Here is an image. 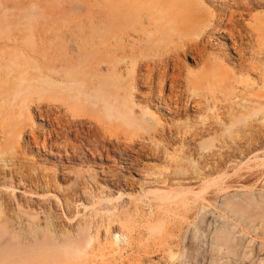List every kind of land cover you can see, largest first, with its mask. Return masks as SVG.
<instances>
[{
  "label": "rangeland",
  "instance_id": "rangeland-1",
  "mask_svg": "<svg viewBox=\"0 0 264 264\" xmlns=\"http://www.w3.org/2000/svg\"><path fill=\"white\" fill-rule=\"evenodd\" d=\"M123 2L0 0V80L5 81L0 88V182L10 189L6 191L9 196L5 212L18 219L20 214H16L15 203L26 200L33 212H36V207L47 208L54 219L64 217L61 220L69 221L67 226L70 228L84 219L83 223L89 225L95 238L91 252L82 264H199L201 254L210 245L214 227L227 222L237 225L238 231L242 229L241 239L246 242L251 240L250 246L256 247L259 254L263 253L261 230L255 234L241 227L223 210V202L230 199L239 201L248 197L264 205V115L254 114L226 130L228 118L223 115L224 112L221 113H231V107L244 102L250 92L264 93V68L258 71L264 65L255 64L251 59L247 64L257 68L238 76L239 83L233 78L235 76L228 65L215 63L219 65L216 71L225 77L226 84L234 86L236 93L213 97L217 89L213 87L214 78L210 76L212 64L206 60L193 63L188 55L182 59L184 54L180 53L182 62L177 67L183 68L180 70L182 76L193 73L203 77L199 91L206 94L208 108L202 105L200 121L195 122L193 112L188 109L173 124H165L164 120L156 124L162 113L157 114L150 105L141 107L138 104L139 95L145 89L138 87L135 80L132 97L135 110L141 109L145 113L143 122L155 129L154 134L148 136L147 133L136 134L130 130L131 134L118 122L108 120L99 107H90L78 110V113L90 120L99 134L98 138L97 135H88L99 150V156L91 158L85 147L78 160H67L62 151L58 157L45 156L40 148L38 156L33 149L29 131H34L42 140L41 128H46L47 124L38 116L37 108H33L36 99L41 101V111L53 105L70 103L65 97L58 96L50 87V81L62 82L73 77L78 83L89 80L96 86V80H99L109 95L116 92L130 95L132 71L126 63L125 52L139 42L135 38L132 43L128 41L131 30L121 14ZM98 10L103 12L102 16L114 19V23L99 21ZM263 13L264 9H255L251 17ZM251 17L244 22L253 25ZM71 41L76 43V51L72 50ZM179 48L178 43L169 44L163 51L174 55L177 51L181 52ZM259 55L264 57V52ZM247 57L251 58L250 55ZM123 63L126 66L121 68ZM2 68L7 71L5 76ZM177 70L173 72L176 74ZM96 73L98 76H95ZM20 80H24L25 85L18 87ZM252 84L257 88H253ZM24 87L28 89L24 91ZM187 89L184 93L182 85L175 90L178 93L182 90V97L188 95L190 98L191 91ZM9 94L17 96L9 100ZM22 97L29 104L28 108L19 107L18 100ZM17 130H21L22 135L15 142L13 135ZM104 137L107 141L102 143ZM23 140L30 141V149L23 148ZM53 151L57 152L56 149ZM130 160L135 165H129ZM16 171L33 179L43 175L48 180L44 194L37 196L41 205L36 202L37 197L33 198L28 192L12 194L11 186L21 192L20 187L28 183L16 180L11 183L8 174L16 175ZM117 193L120 194L118 199ZM124 209L132 214L133 220L129 233L123 229L127 240L118 244L119 252L100 250L102 244L111 242V231L121 227L120 211ZM43 215H37L40 221L46 219ZM155 215L161 217L163 224L162 229L152 235L143 224ZM86 218L90 222H86ZM61 264L74 263L63 258Z\"/></svg>",
  "mask_w": 264,
  "mask_h": 264
},
{
  "label": "bare ground",
  "instance_id": "bare-ground-1",
  "mask_svg": "<svg viewBox=\"0 0 264 264\" xmlns=\"http://www.w3.org/2000/svg\"><path fill=\"white\" fill-rule=\"evenodd\" d=\"M255 9H264V0H124L121 14L126 25H128V29L131 30V36L128 41L132 43V39L135 38V41L139 42L125 52L126 63L130 65L129 68L132 71L129 84L130 95L119 92L109 95L101 87L102 81L99 80H96V86L89 80L85 83L84 81L83 83H78L73 77L62 82L50 81V87L56 91L58 96L65 97L70 103L67 105L65 103L53 105L50 108L46 105L45 107L48 108L41 111V101L39 98L36 99V106H33V108H37L38 116L41 120L46 121L47 124H45L46 128L44 126L41 128L40 135L42 140L39 139V136H36L37 134H34V131H29L33 139V149H36L38 156L40 153L38 149L40 148L45 153V156L58 157L62 151L64 152V158L67 160H78L77 157L83 154L82 149L85 147L91 158L99 156V150L95 148L94 142L92 143L88 136L90 134L95 136L98 132H96L90 120L87 121L78 113V110L89 109L90 107H99V109L103 110L108 120L118 122L120 126L128 129L131 134V131L136 134L147 133L148 136L154 134L155 129L143 122L145 113L141 109L135 110L132 99L134 96L133 91L136 87L135 80L138 81V87L142 88V90L145 89V92H139L141 94L139 95L138 104L141 107L150 105L157 114L162 113L159 116L160 118L156 119V124H159L158 122L162 120H164L165 124L168 122L173 124L176 121L175 119L187 112L188 109L193 112L192 118H195V122L196 120L200 121L202 118L199 117V112L207 105L206 101H208L206 94L199 91L200 80L203 77H198L193 73H189L188 76H182L180 70H183V68H179V65L177 67V64L182 62L180 53L181 55L182 53L184 54L182 59L188 55V58L193 63L206 60L212 64L209 71H212L210 76L214 78L213 87L217 89L212 95L213 97L219 94L234 95L236 93L234 86L231 83H225V77L216 71L219 65L215 63L228 65L235 76L233 78H236L235 80L238 83L239 77L248 74L251 68H257L247 64L248 59L255 61V64L264 65V57L259 55L260 52H264V13L261 16L251 17ZM101 12L99 10L96 11L99 21L103 24L108 21V24L114 23V19L102 16ZM249 16L254 22L253 25L244 22ZM133 33L137 35L134 36ZM71 43L73 47L71 49L74 51L77 49L75 48L77 45L73 41ZM176 43L180 45L178 50L181 52L177 51L174 55H169L163 51L164 47ZM248 55L251 58H248ZM124 66L126 65L123 63L121 68H124ZM180 66L182 65L180 64ZM177 68L178 73L175 74L173 71ZM263 68L261 67L258 71H262ZM1 70L3 75L5 74L4 72H7L3 68ZM141 70L144 72H140ZM95 76H98V74L96 73ZM116 76L118 77V74ZM3 81L0 80V88H3L1 87ZM24 83V80H20L18 87L25 85ZM182 85L184 93L186 88L191 91L190 98L188 95V97H182L184 96L182 95V90L179 93L178 89V91L175 90L177 87H182ZM252 87L257 88L254 84H252ZM252 87H249V89H252ZM262 87L264 88V86ZM26 89L28 88L24 87V91ZM174 91L177 92L174 93ZM9 95H11L9 98L7 96L9 100L17 96V94ZM247 95L244 102L238 106L231 107V113L225 114L226 111H220L221 113L224 112L223 115L226 116V119L228 118L227 120L225 119L227 121L226 130H230L254 114L261 113L264 115V103H262L264 93L250 92ZM24 101L25 97L18 100L20 108H28L29 104ZM203 104L205 105L202 106ZM206 107L208 108V105ZM189 115L191 116V114ZM161 131L163 132L164 128ZM21 135V130H17L13 135V141L17 142ZM96 137L98 138L99 134ZM104 140H106L105 137L102 143H104ZM189 140L191 141V139ZM58 141H60L59 144ZM23 143V148L30 149V141L25 140ZM82 144L85 146L81 148ZM89 144L91 145L90 147H88ZM54 149L57 152H54ZM160 154L158 155L160 156ZM134 160L132 159V161ZM129 163V165H135L131 160ZM14 174L16 175H13V173L8 174L12 179L11 183L14 180L28 183L25 187H20L22 189L21 192L16 191L15 187L11 186L13 195L28 192L36 199L38 195H41L39 193L44 194V189L49 183L43 175L42 177H40L41 175L33 176V179L30 175H23L21 172L16 171ZM16 186L19 187L18 185ZM7 189L8 187L0 182V264H61L63 258L71 260L74 264H82L87 259L91 252L95 235L90 232L89 225L83 223L84 219L81 223L74 224L70 228L67 226L69 221L66 223L61 220L64 217H56L57 219H54L47 208L35 206L36 212H33L30 210L31 208H29V203L26 200L15 203L17 205L16 214H20V217L18 215V219H13L5 212L7 211V198L9 196L6 192ZM119 195L117 193L118 197H114L118 199ZM38 197L36 202L41 205ZM62 202L64 203V201ZM223 204V208H225L223 210L227 211V215L229 214L234 220L238 221L241 227H245L255 234H258L260 229L264 238V205L248 197L239 201L230 199L223 202ZM106 207L108 206L106 205ZM256 210H259V212H256ZM39 213L44 214L43 216L46 219L40 221L37 217ZM136 213H138L137 210ZM121 214L122 216L119 219L121 227L119 226L111 231V242L102 244L100 250L119 252L118 244L127 240V235H125L123 229L128 233L130 232L129 230L133 224L132 214L127 209L120 211ZM87 221L89 220L86 218ZM162 224L161 217L155 215L146 221L143 226L153 235L162 229ZM236 228H238L237 225L228 222L219 224V226L216 225L213 229L210 245L201 254V262L199 264H264V252L259 254V250L256 251V247H251V240L248 242L242 240L241 232L243 230L240 228L241 231H238ZM187 264L190 263L187 262Z\"/></svg>",
  "mask_w": 264,
  "mask_h": 264
}]
</instances>
